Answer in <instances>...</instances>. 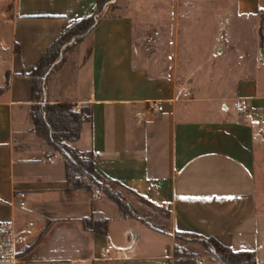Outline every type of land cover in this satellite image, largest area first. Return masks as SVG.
<instances>
[{"label":"crops","instance_id":"crops-1","mask_svg":"<svg viewBox=\"0 0 264 264\" xmlns=\"http://www.w3.org/2000/svg\"><path fill=\"white\" fill-rule=\"evenodd\" d=\"M125 4L117 0L114 15L96 19L47 79L43 104L89 107L90 122L71 147L90 154L95 171L124 193L165 208L166 231L124 219L101 190L94 199L90 185H68L65 162H45L51 149L33 132L26 74L62 33L93 14L96 0H0V88L7 76L9 82L0 95V155L7 164L0 178H9L4 220L18 229L32 224L25 248L51 222L21 256L27 264H175V238L188 234L253 253L255 264H264V0H236V17L256 24L257 36L225 51L236 79L227 98L201 95L208 85L181 78L173 49L139 50ZM237 99L246 100L247 112L230 109ZM153 104L162 111L153 113ZM17 191L25 194L22 208L14 205ZM84 218L107 220L106 235L85 231ZM195 258L215 264L198 255L192 264Z\"/></svg>","mask_w":264,"mask_h":264},{"label":"rangeland","instance_id":"rangeland-1","mask_svg":"<svg viewBox=\"0 0 264 264\" xmlns=\"http://www.w3.org/2000/svg\"><path fill=\"white\" fill-rule=\"evenodd\" d=\"M100 1L101 5L95 14L97 20L101 15L111 16L116 13L117 0ZM171 1L126 0L122 7L123 14L134 21L136 47L146 53H152L155 47L173 49V59L179 65L180 77L185 81H194L199 84L197 86L208 85L199 94L229 97L236 79L229 76L230 71L226 65L230 58L225 57V51L246 45L253 36H257L256 24L236 17V0H178L174 5H170ZM156 2L159 3L158 6H154ZM149 58H156L158 61L166 59L165 56L156 54H149ZM226 77L230 79L225 83ZM228 105L233 109V104ZM50 149L51 152L58 153L51 147ZM5 159L0 155L1 173L7 168ZM82 180L83 185H95L85 177H82ZM8 183L9 178H0V222H5L4 218L8 216V210L2 203L5 199V202L8 201ZM96 188L101 189L97 186ZM123 195L139 216L156 227H167L165 208L146 205L126 193ZM115 231L119 232L117 227ZM133 234L135 231L130 230V239ZM204 244L205 241L192 236L180 241V246L189 253L192 251V254L203 257L207 263H211V259L215 264H220Z\"/></svg>","mask_w":264,"mask_h":264},{"label":"trees","instance_id":"trees-1","mask_svg":"<svg viewBox=\"0 0 264 264\" xmlns=\"http://www.w3.org/2000/svg\"><path fill=\"white\" fill-rule=\"evenodd\" d=\"M101 5L100 0H96V7L92 15L81 19L70 29L62 33L45 51L38 65L29 74H26L32 82L31 99L32 105L29 109V118L33 126V132L37 139L45 142L54 151L58 152L65 162V172L67 183L73 187L83 185L82 177L100 187L103 196L114 204L120 211L124 219L138 218L148 226L155 227L149 221L139 216L128 204L123 195L126 191L116 182L106 181L101 177L94 167L90 154H79L71 147V144L78 140L81 127L84 123L90 122L91 111L89 107L80 108L74 111L73 104H43L44 87L47 79L63 65L64 57L71 53L83 38L93 30L96 24L95 14ZM9 86L8 76L6 83L0 88V95L7 91ZM133 195V192H129ZM135 195V194H134ZM146 205H152L143 198L135 196ZM165 218L168 220L169 214L166 212ZM83 229L87 232L106 235L107 220H95L84 218L81 220ZM49 222L40 236L21 254L31 251L42 239ZM160 231H166V227H156ZM188 234H178L175 238L174 263L192 264L194 255L189 253L180 241ZM205 246L218 260L220 264H255L253 253L233 252L229 248L221 245L213 238L204 239Z\"/></svg>","mask_w":264,"mask_h":264},{"label":"built area","instance_id":"built-area-1","mask_svg":"<svg viewBox=\"0 0 264 264\" xmlns=\"http://www.w3.org/2000/svg\"><path fill=\"white\" fill-rule=\"evenodd\" d=\"M235 110L239 113H245L248 111V104L246 100L237 99L234 103ZM153 113H158L162 111V107L153 104L151 106ZM62 157L59 153L49 152L45 155V162H53L61 160ZM93 190V198L100 199L101 194L95 185H90ZM14 205L22 208L25 206L24 199L25 194L23 192H14L13 194ZM32 226L28 224L27 227L23 229H18L14 222H0V264H27L23 257L21 256L22 250L27 244V231ZM112 250V246H107L104 250L105 254H108ZM37 264H62L61 262L49 261L40 262ZM194 264H204L201 258H195Z\"/></svg>","mask_w":264,"mask_h":264}]
</instances>
